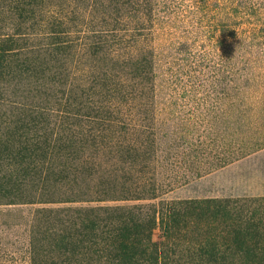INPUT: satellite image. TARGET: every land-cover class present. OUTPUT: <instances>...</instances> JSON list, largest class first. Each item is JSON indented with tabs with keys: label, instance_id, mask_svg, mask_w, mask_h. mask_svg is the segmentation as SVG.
Wrapping results in <instances>:
<instances>
[{
	"label": "trees",
	"instance_id": "1",
	"mask_svg": "<svg viewBox=\"0 0 264 264\" xmlns=\"http://www.w3.org/2000/svg\"><path fill=\"white\" fill-rule=\"evenodd\" d=\"M77 1L102 18L74 39L69 0H0V205H45L35 232L52 248L33 264H264V196L108 204L162 189L148 111L128 106L153 89L154 53L135 47L156 3Z\"/></svg>",
	"mask_w": 264,
	"mask_h": 264
},
{
	"label": "rangeland",
	"instance_id": "2",
	"mask_svg": "<svg viewBox=\"0 0 264 264\" xmlns=\"http://www.w3.org/2000/svg\"><path fill=\"white\" fill-rule=\"evenodd\" d=\"M69 3L78 8L69 13L67 35L78 39L99 28L100 10ZM155 3L152 24L135 47L154 53L153 89L133 93L128 106L148 111L160 144L151 177L162 189L156 199L108 204L264 196V0ZM43 206L0 205V264H33V248H52L35 232Z\"/></svg>",
	"mask_w": 264,
	"mask_h": 264
}]
</instances>
